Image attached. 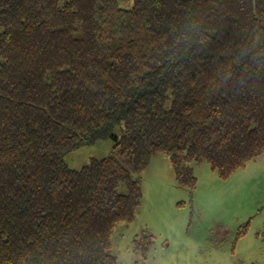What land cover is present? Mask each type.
<instances>
[{"label": "trees", "instance_id": "obj_1", "mask_svg": "<svg viewBox=\"0 0 264 264\" xmlns=\"http://www.w3.org/2000/svg\"><path fill=\"white\" fill-rule=\"evenodd\" d=\"M131 1L0 0V264H117L153 156L192 192L264 154V0Z\"/></svg>", "mask_w": 264, "mask_h": 264}, {"label": "rangeland", "instance_id": "obj_2", "mask_svg": "<svg viewBox=\"0 0 264 264\" xmlns=\"http://www.w3.org/2000/svg\"><path fill=\"white\" fill-rule=\"evenodd\" d=\"M118 4L129 9L132 1ZM112 146L110 138L98 140L68 153L65 162L79 170L108 156ZM191 166L197 180L192 192L177 186L166 155L153 156L139 173L142 200L135 218L118 223L110 239L108 253L117 264H264V154L226 180L207 162ZM246 223V234L237 239ZM143 234L153 240L146 259L136 247Z\"/></svg>", "mask_w": 264, "mask_h": 264}, {"label": "crops", "instance_id": "obj_3", "mask_svg": "<svg viewBox=\"0 0 264 264\" xmlns=\"http://www.w3.org/2000/svg\"><path fill=\"white\" fill-rule=\"evenodd\" d=\"M151 163V160H150V162H149V164Z\"/></svg>", "mask_w": 264, "mask_h": 264}]
</instances>
